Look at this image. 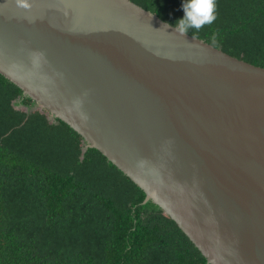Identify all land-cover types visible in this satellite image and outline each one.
Here are the masks:
<instances>
[{
  "label": "water",
  "instance_id": "95a60500",
  "mask_svg": "<svg viewBox=\"0 0 264 264\" xmlns=\"http://www.w3.org/2000/svg\"><path fill=\"white\" fill-rule=\"evenodd\" d=\"M0 74L137 184L208 264H264V67L131 0H0Z\"/></svg>",
  "mask_w": 264,
  "mask_h": 264
},
{
  "label": "trees",
  "instance_id": "16d2710c",
  "mask_svg": "<svg viewBox=\"0 0 264 264\" xmlns=\"http://www.w3.org/2000/svg\"><path fill=\"white\" fill-rule=\"evenodd\" d=\"M175 26L184 0H131ZM188 34L264 67V0H216ZM215 35L216 43L212 37ZM144 191L66 122L0 74V264H208Z\"/></svg>",
  "mask_w": 264,
  "mask_h": 264
},
{
  "label": "clouds",
  "instance_id": "9594fccd",
  "mask_svg": "<svg viewBox=\"0 0 264 264\" xmlns=\"http://www.w3.org/2000/svg\"><path fill=\"white\" fill-rule=\"evenodd\" d=\"M184 11L183 18H178L175 22L176 32L184 35L189 29L199 31L206 25H211L217 18L216 0H184L182 4ZM169 26L167 23L162 25ZM158 30V29H157ZM213 44L216 43V37H212Z\"/></svg>",
  "mask_w": 264,
  "mask_h": 264
},
{
  "label": "rangeland",
  "instance_id": "374dc122",
  "mask_svg": "<svg viewBox=\"0 0 264 264\" xmlns=\"http://www.w3.org/2000/svg\"><path fill=\"white\" fill-rule=\"evenodd\" d=\"M259 26L258 35H255L253 38V52L257 55H260L264 62V15L258 18Z\"/></svg>",
  "mask_w": 264,
  "mask_h": 264
}]
</instances>
